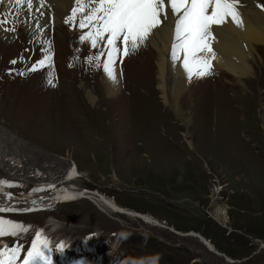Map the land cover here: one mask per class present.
I'll list each match as a JSON object with an SVG mask.
<instances>
[{
  "label": "rangeland",
  "instance_id": "374dc122",
  "mask_svg": "<svg viewBox=\"0 0 264 264\" xmlns=\"http://www.w3.org/2000/svg\"><path fill=\"white\" fill-rule=\"evenodd\" d=\"M84 3L87 6L74 20L69 17L78 7L75 0L59 23L52 19L43 28L47 36L28 37L20 19L0 10V20L9 21L0 27L21 35L8 43L11 47L0 39V182L14 186L17 195L3 199L0 194V208L16 209L0 212V218L30 226L17 236L0 237V246L13 240L24 248L39 229L76 240L78 250L68 255L67 264H264V66L256 68L246 90L229 85L228 73L214 71L217 88L209 79H199L194 100L187 103L189 114H184L190 120L184 124L163 101L159 107L151 102L153 87L132 71L137 69L132 58L150 62L149 54L155 52L148 38L135 49L129 45L124 55L121 37L116 40L117 62L123 65L130 59L132 64L122 68L131 73L123 75L120 95L130 104L120 99L121 114H115V101L104 99L99 83L110 48L108 34L96 38L102 40L100 49L88 45L92 37L81 39L89 32L95 35L93 28H81L80 20L98 0ZM34 65L38 70H32ZM86 88L100 98L95 109L85 96ZM70 162L80 172L72 185L89 193L70 202L51 201L54 189L65 184L64 168ZM45 179L54 181V188L41 191L47 198L29 194L36 197L31 203L16 192L32 191L35 182ZM99 196L155 219L146 222L112 212ZM30 206L31 211H20ZM217 206L225 208L224 221L213 215ZM171 219L186 228H176ZM202 229L211 231L225 250ZM92 239L100 242L97 250L90 246Z\"/></svg>",
  "mask_w": 264,
  "mask_h": 264
},
{
  "label": "bare ground",
  "instance_id": "6f19581e",
  "mask_svg": "<svg viewBox=\"0 0 264 264\" xmlns=\"http://www.w3.org/2000/svg\"><path fill=\"white\" fill-rule=\"evenodd\" d=\"M73 1L74 0H33L31 7H29L27 5V3L16 4L15 0H0V10L6 9L9 12V14L12 13L15 17L20 19V22L22 24L21 26H23V29L27 32L28 37H33L34 35L37 36V34H43L44 36H47V33L46 32L44 33L45 30H43V28L46 29L48 26V23L53 22L52 19H54L55 24L59 23L61 16L63 14L69 13V11H71ZM76 1L77 0H75V2ZM263 4H262L261 0H240V3L237 6V11L240 13V19L243 22L242 26H237V24L232 22L231 19H229L227 22H225L223 24L212 26V33H213L214 39H212V41H211L212 52H211V54H208V59H209L210 64H211V68H210V70H207V74L203 75V76H196L195 74H193L191 76L189 75L188 71L184 68V65H183V52H182V50L177 49L176 53H177L178 58H173L172 44L174 43V38H175L174 22H175L176 16L170 15L167 19H162L161 25L157 29H154L152 31V33L148 36L149 44H150L151 48L155 51V52H152L149 54L150 56H152V58L150 59V62H149V60H146L145 57H140V58H137L136 60L133 58L131 59V61L134 62L135 67H137V69H135L134 67H133L134 70L132 69V71L134 72V75L137 76L138 79L139 78L144 79V80L146 79V81L149 82L150 85L154 89V92H155L154 96L149 98V99H151V102L155 101L156 102L155 105L157 107H159L158 104H160L159 103L160 100L163 101L167 106H169V111H171L173 114H175V116H177L178 118L182 119V122H184V124H185V122L188 123V121L190 120V118H188L187 116L184 115V114H189L188 111L186 110V109H188L187 103H189L191 100H194L193 99L194 88H195V85L199 79H204V80L209 79L212 82L213 87L217 88V79L219 78V76L216 75L214 73V71L218 72V73H228L231 76V79L226 81L229 85L235 87L238 91L240 89L246 90L248 87L247 83H249V82L252 83V81L256 77L257 70L260 68L262 69L264 66V59L262 56L263 55L262 53H264V7H262ZM7 28L9 30H11L9 26ZM11 33H14V32L6 31L0 27V39L3 40L7 44L14 41L15 38L18 39V37L21 36L20 34L19 35L16 34L17 37H15V35H13ZM31 33H34V34L31 35ZM54 38H55V36H54ZM101 41L96 39V46H93L92 38H89L88 45L91 46L92 48L100 49V42ZM12 43L14 44L15 42H12ZM116 43L114 46H111L108 49L106 59L104 60V63L108 61V53H109V51H111L113 63H111L109 65V67H110L111 71L113 72V76L115 78L113 79L112 77H109L107 72H105V70H104V66H102L101 76L99 78V83H101V86L103 87L104 92H105L104 94H106V98H104V99L114 100L115 104L113 105V107H114L113 110L115 112L114 111L113 112L115 114H119L121 112L120 111L121 108L117 107V103L120 99L123 101L124 104H130L129 101H127L126 99H123L124 97L121 98L120 88L124 87L121 85L123 83V79H122L123 75L127 76V74L129 72L131 73V71H129L127 69L123 71L122 68H123V66H127V65L132 64V63L128 62V61H130V59H128V61H125L123 63V65L121 64L122 66L119 65V63L117 62V60H118V45ZM61 44H62V41H61ZM61 44L59 45L60 47H62ZM8 45L10 46V44H8ZM8 45H6V46H8ZM1 47H3V46H1ZM12 47H14V46H12ZM37 52H38V50H37ZM38 53H40V52H38ZM3 54H1V55H3ZM54 54H55V51H54ZM63 54H66V53H63ZM63 54L60 55V58H62V60H63V57H61V56ZM133 54H134V51H133ZM204 55H205V53H199L198 54V56H204ZM63 56H65V55H63ZM75 56L77 57V55H75ZM30 58H32V55ZM45 58H46V56H45ZM40 60H42V59H40ZM122 60H126V59H121V61ZM146 61H148V62H146ZM76 62H77V60H76ZM85 63L87 64V62H85ZM85 63H83V64H85ZM104 63H103V65H104ZM146 63H148V64H146ZM38 65H39V63H38ZM63 65H65V63ZM63 65L60 66L61 69H63V67H62ZM43 66L45 67V65H43ZM254 66H256V67H254ZM46 67H48V66H46ZM16 68H17V66H16ZM148 68H150V70ZM193 68H194V72L205 70V69H203V67L201 65H195L194 64ZM256 68H257V70H256ZM36 70H38V68ZM95 70H96V68H95ZM136 70L138 72H136ZM76 73L78 74V72H76ZM93 73H94V71H93ZM130 73H129V75H130ZM59 74L60 73H58V75H57L58 77L60 76ZM74 74H73V76H75ZM82 74H83V71H82ZM62 77H64V76H62ZM51 79L54 80L53 77H51ZM58 79L60 82V77ZM220 80H221V82L223 81L222 78H220ZM89 83H91V82H89ZM137 83H138V81H137ZM73 85H75V84H73ZM98 86L100 87V85H98ZM209 86H210V84H209ZM225 86H227V85H225ZM80 87H82V81L80 82ZM84 91H85V96H86L88 102L90 103V105L94 109L97 108V102L100 99L99 96L98 97L94 96L90 89L86 88ZM62 98L66 99L64 97H62ZM70 101H72V100H70ZM138 102H139V99H138ZM262 109H263V110H261L262 114L261 113L260 114H261L262 118L264 119V108H262ZM144 112H145V110H144ZM146 112H148V111H146ZM2 147L3 146H0V151L3 149ZM7 151L12 152L13 150H11L8 147ZM12 157H13V154H11L9 157H7V159H11ZM14 157L16 159H20V157L17 155H15ZM78 175H80V172H79L76 164L72 163V162L68 163L66 165V167L64 168V178L65 179L71 178V181H68V180L63 181L65 184L62 186L60 185L58 188L54 189V191L52 192L51 198L52 199L54 198V199L60 200V201H64V202H66V201L70 202L74 199H78V198L86 196L85 194L89 193L88 192L89 190L87 191L84 187H78L76 185H72V183H71L75 179V177ZM69 183H71V184H69ZM0 188H1V185H0ZM40 193H42V192H40ZM54 199L51 201H54ZM99 199L101 201V204L105 208L109 209L112 212L126 213L129 215L135 216V217H139L140 219H142L143 221H146V222H153V219H155L148 214L140 213V212L134 211L132 209L122 208L121 206H119L115 202V200L114 201H112L110 199L107 200L106 197L104 198V197H100V196H99ZM213 215L215 218L224 221L226 218L225 208L217 206L213 211ZM154 221H156V220H154ZM48 226H50V224H48ZM55 231L56 230H53V232H55ZM193 234L197 236L198 233H193ZM198 237L200 240L205 242V244H207L211 248H213L212 243H210L206 238H203L201 235ZM93 247H95L94 249L97 250V245H95Z\"/></svg>",
  "mask_w": 264,
  "mask_h": 264
},
{
  "label": "snow or ice",
  "instance_id": "6c2138e0",
  "mask_svg": "<svg viewBox=\"0 0 264 264\" xmlns=\"http://www.w3.org/2000/svg\"><path fill=\"white\" fill-rule=\"evenodd\" d=\"M33 0H15L16 4L27 3L31 7ZM95 0H89L94 3ZM240 0H98L95 7L91 8L88 15L80 20V27L86 26L95 30L81 39L92 37L93 46H96V38H103L108 34V46H114L118 38L125 44L124 55L128 54V46L137 48L157 29L162 19L175 15V38L172 44L173 58H178L176 50L183 52V65L189 75L203 76L210 70L211 64L208 54H211V41L213 25H220L231 19L237 26H242L240 13L237 6ZM78 7L73 8L75 19L77 11H83L87 6L84 0H77ZM264 7V5H262ZM7 18L0 20V24H7ZM205 53L204 56H198ZM15 63V61H12ZM43 64V61L39 62ZM113 63L111 51L108 53V61L104 63V70L109 77L115 78L109 65ZM201 65L204 71H195L193 65ZM35 70V65L33 66ZM3 183V182H0ZM10 195V194H8ZM0 211H16L13 208H0ZM20 211H31L21 209ZM28 227L20 222L0 218V237L17 236L19 232H27ZM23 245H6L0 248V264H17ZM57 250H63V244L56 246ZM49 242L42 236V231L37 230L31 241V246L21 261V264H52L51 257L47 254Z\"/></svg>",
  "mask_w": 264,
  "mask_h": 264
},
{
  "label": "trees",
  "instance_id": "16d2710c",
  "mask_svg": "<svg viewBox=\"0 0 264 264\" xmlns=\"http://www.w3.org/2000/svg\"><path fill=\"white\" fill-rule=\"evenodd\" d=\"M129 206H130V207H133L131 204H129ZM138 209H140V208H138ZM135 210H136V209H135ZM140 210H144V209L141 208ZM137 211H138V210H137ZM170 222H171L176 228H178V229H180V228H186V227H182V226H180L177 222L173 221V219H171ZM196 230H199V228L197 227ZM201 231L203 232L204 235H206L207 237H210L211 241L215 244V246H216L218 249L225 250V248H224L222 245H220L219 241H217V240L212 236L213 233H211V231H207V230H205V229H202Z\"/></svg>",
  "mask_w": 264,
  "mask_h": 264
},
{
  "label": "water",
  "instance_id": "95a60500",
  "mask_svg": "<svg viewBox=\"0 0 264 264\" xmlns=\"http://www.w3.org/2000/svg\"><path fill=\"white\" fill-rule=\"evenodd\" d=\"M138 216H139V215H138ZM197 236H200V234L198 233V234H197ZM212 250H214V248H212ZM215 250H216V249H215ZM215 252H218V250H217V251H215Z\"/></svg>",
  "mask_w": 264,
  "mask_h": 264
}]
</instances>
